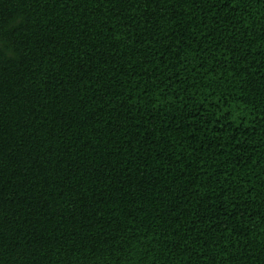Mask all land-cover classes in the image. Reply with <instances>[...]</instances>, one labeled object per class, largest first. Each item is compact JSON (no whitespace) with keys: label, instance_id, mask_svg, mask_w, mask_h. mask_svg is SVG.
<instances>
[{"label":"trees","instance_id":"1","mask_svg":"<svg viewBox=\"0 0 264 264\" xmlns=\"http://www.w3.org/2000/svg\"><path fill=\"white\" fill-rule=\"evenodd\" d=\"M0 264H264V0H0Z\"/></svg>","mask_w":264,"mask_h":264}]
</instances>
